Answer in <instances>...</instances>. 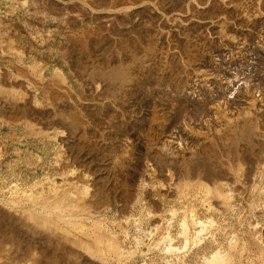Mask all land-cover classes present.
Instances as JSON below:
<instances>
[{
	"label": "rangeland",
	"instance_id": "obj_1",
	"mask_svg": "<svg viewBox=\"0 0 264 264\" xmlns=\"http://www.w3.org/2000/svg\"><path fill=\"white\" fill-rule=\"evenodd\" d=\"M0 79L20 98L0 114V264H264V0H0ZM59 100L75 163L41 125ZM73 168L95 188L84 240L100 227L118 259L4 207Z\"/></svg>",
	"mask_w": 264,
	"mask_h": 264
},
{
	"label": "bare ground",
	"instance_id": "obj_2",
	"mask_svg": "<svg viewBox=\"0 0 264 264\" xmlns=\"http://www.w3.org/2000/svg\"><path fill=\"white\" fill-rule=\"evenodd\" d=\"M33 75L34 77L38 76L37 72H33ZM91 87L88 88V90H91ZM100 87L99 86L96 87L95 92L97 94L98 92H100V89H101ZM19 99L16 93H14V91L13 92L7 91L3 87H1V79H0V114H3L2 111L5 110V108L7 107V104H9L11 100L15 101L16 103H19L20 101ZM60 103L62 105V107L60 108L71 107V106H65V101H62V100H59L56 103L50 102L48 105V108L50 109V111H52V116L42 121L41 125L43 126L44 129H46V131L48 132L51 131L52 133L57 135L56 137H58L61 143H63V145L66 147L67 162L75 163L73 162V154L69 146V143L72 139V135H71L72 131L70 130V125H69V119L71 115L70 114L68 115V113L63 110L60 112L57 111L56 107L60 106ZM72 106L75 107L76 104L74 103ZM29 115L31 118L33 119L35 118L34 114L30 113ZM232 123H233V119L232 117H229L228 126H227L229 127L228 129H230L231 131L229 134L231 133L234 134L235 132L234 135H236V132L238 130L237 129L233 130L232 127H235V125L233 126L229 125ZM247 124H248V127H250L251 129H254L253 121L252 122L248 121ZM254 133H255V130H254ZM175 147L177 148L175 153H180L182 151L181 144L178 143V145H175ZM173 170L177 171L178 168L176 167ZM175 171L170 172L169 177L171 181L172 179L174 180V177L176 176ZM82 172H83V169L73 168L65 177L62 178L60 186L52 190V192L47 197L33 199L32 197H30V194H29V196H24L23 199H21V201L18 202L17 200H14L11 204L5 205L4 207L8 209L9 212H11L12 214L18 216L17 219L22 220L26 226L30 225L29 232L35 231L36 235L41 233V235L43 236L46 235L49 237L50 236L58 237L60 240H62V242L65 245L66 244H71L72 246L77 245L79 247V251H81L82 256L83 255L94 256L104 262H106L108 257L118 259L120 257L119 255L120 249H119L118 242L110 239L105 233L101 232V230L99 229L100 227L95 226L96 229L92 230L91 232L95 236L94 240H95L96 245H94V247L86 244L84 240L87 235L89 236V230L84 224V221L80 220L78 217L80 214L82 213L85 214V212L87 211L86 206L88 205V201L91 197V193L95 191V188L93 184L89 186V184H86L85 182L80 181L81 178L84 176V175L82 176L83 174ZM203 173H204L203 176L206 179H210V176H209L210 172L205 171L204 169ZM222 187H225V186L222 185ZM213 195L215 196L216 193L214 192ZM211 198L213 197L211 196ZM60 250H62V248ZM75 256H76V252H75ZM213 262L214 264H230V260L227 257L224 259L216 258Z\"/></svg>",
	"mask_w": 264,
	"mask_h": 264
}]
</instances>
